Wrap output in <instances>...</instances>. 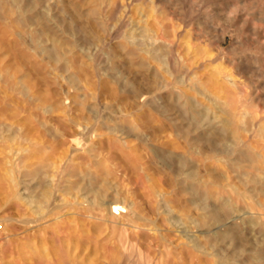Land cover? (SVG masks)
<instances>
[{
    "label": "rangeland",
    "instance_id": "obj_1",
    "mask_svg": "<svg viewBox=\"0 0 264 264\" xmlns=\"http://www.w3.org/2000/svg\"><path fill=\"white\" fill-rule=\"evenodd\" d=\"M16 1L0 0V264H115L123 248L118 242L120 227L110 222L109 203L114 199L125 201L153 222L140 230L130 227L129 232L138 235L144 246L155 247L159 241H166L172 252L170 264H264V122L260 121L264 103L260 104L263 115L255 104H247V114L239 113L231 120L234 102L221 88L232 95L237 88L245 95L249 90L239 79L234 84L227 78L234 74L231 66L219 67L212 52L222 44L229 58L241 56L251 74L246 76L250 85L264 97V21L244 11L238 20L229 16L240 1H246L248 11L257 12L264 8V0ZM164 32L167 38H163ZM152 35L158 42L150 40ZM171 46L177 57H185L184 65L191 70L192 78L189 76L187 82L181 72L171 78V62L166 55ZM98 49L102 55L95 62L91 56ZM23 89L30 97L27 102ZM223 112H228V117L224 118ZM11 125V131L3 130ZM88 130L94 132L83 139L84 145L75 147L73 134H87ZM212 130H237L252 143L253 148H243L252 158L240 161L227 157L226 162H218L215 152H210L208 161L196 159L197 166L186 167L193 149L205 145L198 137L212 134ZM254 131L256 137L249 140ZM218 145L225 150L233 142ZM103 166L109 173L107 184L99 182L103 176L99 168ZM198 169L200 181L212 177L211 183L230 171L231 179L223 186L230 190L229 186L236 185L244 195L235 218L221 222L227 227L237 222L238 238L233 233L225 242L219 241L222 233L212 237L219 223L209 208L214 201L209 202L205 195L200 201L195 199L198 177L192 175ZM95 180L94 193L80 191L82 185ZM96 192L102 194V200ZM160 192L176 210L170 212ZM205 205L207 211L199 210ZM175 218L188 223L183 229H174L171 221L174 223ZM204 219L206 224L200 226ZM184 229L190 231L182 232ZM190 237L200 242L211 238V246L207 245L210 252L201 254L192 249Z\"/></svg>",
    "mask_w": 264,
    "mask_h": 264
},
{
    "label": "bare ground",
    "instance_id": "obj_2",
    "mask_svg": "<svg viewBox=\"0 0 264 264\" xmlns=\"http://www.w3.org/2000/svg\"><path fill=\"white\" fill-rule=\"evenodd\" d=\"M16 1V0H15ZM122 1V0H121ZM128 1V0H127ZM153 3H155V2H158V1H160V0H151ZM166 1V0H165ZM252 1V0H251ZM17 2V1H16ZM135 3V2H134ZM167 3V2H166ZM1 4V3H0ZM29 4V3H28ZM138 4V3H137ZM141 4V3H140ZM145 4V3H144ZM143 4V5H144ZM254 4V3H253ZM118 5V4H117ZM235 5V4H234ZM14 6V5H13ZM16 6V5H15ZM18 6V5H17ZM110 6V5H109ZM149 6V5H148ZM151 6H153V4L151 5ZM150 6V7H151ZM166 6V5H165ZM169 6V5H168ZM263 6V5H262ZM11 7V6H10ZM108 7V6H107ZM124 7V6H123ZM150 7H148V8H150ZM119 8V7H118ZM152 8V7H151ZM150 8V9H151ZM227 8V7H226ZM232 8V7H231ZM156 9H158V8H156ZM230 9V8H229ZM167 10V9H166ZM192 10H194V9H192ZM118 11V10H117ZM153 11V10H152ZM152 11H150V12H152ZM161 11V10H160ZM242 11H244V12H247V15H252V16H254L256 19H258V20H260V21H264V8H261L259 11H257V12H250V11H248V5L246 4V1H240L239 2V5L238 6H236V7H234L230 12H229V16H233L234 17V19H237L238 20V18L239 17H242L241 15L242 14H240V12H242ZM110 12V11H109ZM168 12V11H167ZM223 12V11H222ZM188 13V12H187ZM228 13V12H227ZM11 14V13H10ZM9 14V15H10ZM159 14V13H158ZM160 14H162V12L160 13ZM190 14V13H189ZM227 15V14H226ZM150 16V15H149ZM26 17H28V16H26ZM124 17V16H123ZM148 17V16H147ZM6 18V17H5ZM110 18H112V17H110ZM154 18V17H153ZM172 18V17H171ZM108 19V18H107ZM149 19H150V21H151V17H149ZM149 19H147V21L149 20ZM182 20V19H181ZM225 20V19H224ZM246 20H247V18H246ZM111 21V20H110ZM145 21H146V19H145ZM141 22H142V20H141ZM152 22V21H151ZM204 22V21H203ZM123 23V22H122ZM144 23V22H143ZM145 23H147V22H145ZM149 23V22H148ZM157 23V22H156ZM156 23H154L155 25H156ZM162 23V22H161ZM161 23H158V24H160L161 25ZM195 23V22H194ZM127 24V23H126ZM196 24V23H195ZM121 25V24H120ZM125 25V24H124ZM149 25V24H148ZM150 25H151V23H150ZM163 25V24H162ZM213 25V24H212ZM144 26V25H143ZM124 27V26H123ZM141 27V26H140ZM148 28H150L149 26H147ZM181 27V26H180ZM193 27H194V25H193ZM196 27V26H195ZM236 27H238V26H236ZM253 27H254V25H253ZM126 29H127V27H125ZM153 28H155V31H154V33H156V29H157V31H158V26L157 27H153ZM160 28H161V26H160ZM162 28H163V26H162ZM184 28V27H183ZM198 28V27H197ZM233 28V27H232ZM137 29H138V27H137ZM141 30H142V28H140ZM165 29V28H164ZM163 29V30H164ZM125 30V29H124ZM140 30V31H141ZM144 30V29H143ZM151 30V29H150ZM154 30V29H153ZM152 30V31H153ZM189 30V29H188ZM187 30V31H188ZM134 31V30H133ZM135 31H138V30H135ZM145 31L147 32V30L145 29ZM159 31H161V30H159ZM193 31V30H192ZM240 31V30H239ZM264 31V30H263ZM123 32V31H122ZM143 32V31H142ZM148 32H150V31H148ZM147 32V33H148ZM167 32V31H166ZM175 32V31H174ZM185 32V31H184ZM191 32V31H190ZM190 32H187V34L188 33H190ZM225 32V31H224ZM242 32V31H241ZM140 33V32H139ZM138 33V34H139ZM150 33H152V32H150ZM158 33H160V32H158ZM162 33V32H161ZM169 33V32H168ZM141 34V33H140ZM144 34V33H143ZM166 34V36H167V33H165L164 32V34H163V36ZM225 34V33H224ZM227 34V33H226ZM250 34H251V32H250ZM122 35V34H121ZM148 35V34H147ZM157 35V34H156ZM155 35V36H156ZM160 35V34H159ZM263 35H264V33H263ZM140 36V35H139ZM153 36V35H152ZM155 36H153L154 37V39H152V38H150V40H154V43L155 42H158V41H155V40H157L158 38L157 37H155ZM158 36V35H157ZM166 36H164L163 38H165ZM170 36V33H169V35H168V37ZM180 36V35H179ZM182 36V35H181ZM188 36H190V35H188ZM192 36V35H191ZM256 36V35H255ZM255 36H253V37H255ZM113 37H115V36H113ZM147 37V36H146ZM159 37V36H158ZM202 37V36H201ZM230 37V36H229ZM242 37H244V36H242ZM120 38V37H119ZM155 38H157V39H155ZM167 38V37H166ZM171 38V37H170ZM256 38H257V36H256ZM134 39H136L135 37H134ZM145 39V38H144ZM149 39V38H148ZM147 39V40H148ZM160 39V38H159ZM239 39V38H238ZM242 39V38H241ZM264 39V38H263ZM146 40V39H145ZM172 40V39H171ZM196 40H199V37H197L196 38ZM106 41V40H105ZM144 41V40H143ZM185 41H186V38H185ZM98 42H100L101 44H103L104 42L102 41V40H100V41H98ZM97 42V43H98ZM149 42H151V41H148V43ZM172 42V41H171ZM196 42V41H195ZM198 42V41H197ZM211 42V41H210ZM224 42V41H223ZM262 42H264V41H262ZM110 43V42H109ZM152 43V42H151ZM150 43V44H151ZM153 43V44H154ZM186 43V42H185ZM200 43V42H199ZM144 45H145V43H143ZM177 44V43H176ZM212 44V43H211ZM247 44V43H246ZM142 45V44H141ZM166 45V44H165ZM171 45V44H170ZM187 45V44H186ZM222 45V44H221ZM218 46L216 49H213V51L212 52H214V62H220L219 63V67L220 66H222V65H228V66H231V69H229V70H233V72H234V74L236 75V77H238V78H235V75L233 76L232 74H229V75H227V78L229 79V78H231L232 79V81H233V83L234 84H238L235 80L236 79H239L240 81H239V83L241 84V85H243V86H245V87H247L248 88V90L249 91H247L248 92V94L246 93V95L245 94H243V92H241L240 90L242 89H235L234 90V93H233V95L231 94V93H229L228 92V90L223 86V88H221V92L223 93V95H226V96H228V97H231L232 99H233V102H234V104L233 103H231V101H230V103L232 104V107H233V110H232V112L230 113V115L229 114H227L228 112H223L224 113V118L225 117H228V115H229V117H230V119L231 120H235L236 119V116H238L239 115V113H241V114H243V113H245L246 111L245 110H247L248 109V107H247V104H255V107L256 108H258L260 111L259 112H261V114L263 115V109L262 108H260V104L262 103H264V97L263 96H259L258 94H257V92H255L256 90H253V89H256L254 86H252V85H250V83H249V81L248 80H250V77H246L247 75H251V74H249L250 72H249V70H248V67H247V65H246V63L245 62H243V60L241 61V59H239L240 57H238V58H229L227 55H226V52L224 51V49L222 48V46ZM138 46V45H137ZM148 46H150L149 44H148ZM147 46V47H148ZM158 46V45H157ZM189 46V45H188ZM206 46H211V45H206ZM243 46V45H242ZM98 47H99V45H98ZM139 47V46H138ZM145 47H146V45H145ZM167 48H168V46H166ZM191 47V46H190ZM190 47H188V48H190ZM237 47H238V45H237ZM141 48H143L142 46H141ZM198 48H199V46H198ZM231 48V47H230ZM229 48V49H230ZM235 48V47H234ZM140 49V48H139ZM149 49V48H148ZM165 49V48H164ZM181 49V48H180ZM206 50L208 49V48H205ZM145 50V49H144ZM152 50V49H151ZM205 50V51H206ZM141 51V50H140ZM160 51V50H159ZM167 51H168V49L166 50V55H168V59L170 60V62H171V67H170V69H171V71H170V74H171V78L172 77H175V75L177 74V73H182L184 76H183V81L184 82H187V79H188V77L189 76H191L190 75V69L187 67V66H185L184 64H185V57L183 56V55H179L178 57L176 56L178 53H177V51L175 52V48H174V46H171L170 47V51L168 52V54H167ZM189 51H191V48L189 49ZM204 51V52H205ZM209 52H210V50H208ZM95 53H93L92 54V60H94L95 62H97V61H100L99 59H100V57H101V55H102V53H101V50H96V51H94ZM143 52H145V51H143ZM164 53V52H163ZM175 53H177V54H175ZM183 53V52H182ZM185 53V52H184ZM188 53V51L185 53V54H187ZM199 53H201V51L199 52ZM206 53V52H205ZM205 53H203V55L205 54ZM106 54H108V53H106ZM145 54H146V52H145ZM149 54H150V52H149ZM157 54V53H156ZM202 54V53H201ZM209 54V53H208ZM154 55V54H153ZM165 55V56H166ZM188 55V54H187ZM197 55V54H196ZM202 55V56H203ZM55 56V55H54ZM147 56V55H146ZM159 56V55H158ZM165 56H162V58L163 57H165ZM186 56V55H185ZM207 56V55H206ZM57 57V56H56ZM187 57V56H186ZM195 57V56H194ZM248 57V56H247ZM251 57V56H250ZM153 58H155V57H153ZM188 58V57H187ZM249 58V57H248ZM152 59V58H151ZM161 59V58H160ZM166 59V58H165ZM147 60V59H146ZM154 60V59H153ZM167 60V59H166ZM165 60V61H166ZM256 60V59H255ZM254 60V61H255ZM156 61V60H155ZM158 61H159V57H158ZM196 61V60H195ZM199 61V60H198ZM253 61V60H252ZM258 61V60H257ZM262 61V60H261ZM160 62V61H159ZM162 62V61H161ZM187 62V61H186ZM193 61H191V63H192ZM204 62H205V59H204ZM163 63V62H162ZM166 63V62H165ZM256 63V62H255ZM216 64V63H215ZM164 65V64H163ZM168 65V64H167ZM197 66V65H196ZM215 66V65H214ZM217 66V67H218ZM164 67V66H163ZM252 68H254L253 66H251ZM250 67V68H251ZM192 68V67H191ZM222 68V67H221ZM264 68V67H263ZM159 69V68H158ZM166 69V68H165ZM165 69H163V70H165ZM169 69V70H170ZM203 69H204V67H203ZM214 69H216V68H214ZM213 69V70H214ZM218 70V69H217ZM165 71H167V70H165ZM164 71V72H165ZM164 72H162V74L161 75H164ZM168 72V71H167ZM214 72H217L216 70L214 71ZM220 72V71H219ZM226 72V71H225ZM228 72V71H227ZM229 73V72H228ZM259 73V72H258ZM167 74H169V72L167 73ZM166 73H165V77H166V79L168 78L167 76H169V75H167ZM214 74H212V76H213ZM254 76V75H253ZM194 78L196 77L195 75L193 76ZM198 77H199V75H198ZM213 77H215V75L213 76ZM212 77V78H213ZM177 78V77H176ZM180 78V77H179ZM191 78H192V76H191ZM261 78V77H260ZM169 79H170V76H169ZM172 79H174V78H172ZM189 79H190V77H189ZM218 79H220V78H218ZM217 79V80H218ZM216 80V81H217ZM221 80V79H220ZM220 80H219V82H220ZM222 80H223V78H222ZM182 81V80H181ZM214 81V80H213ZM230 81V80H229ZM258 81V80H257ZM167 82H168V80H167ZM166 82V83H167ZM211 82V81H210ZM225 82H227L226 80H225ZM223 83V82H222ZM200 84V83H199ZM228 85H229V83H227ZM240 84H239V86H240ZM263 85V84H262ZM195 86H196V84H195ZM220 86H222V85H220ZM232 86H234V85H232ZM231 87V86H230ZM242 87V86H241ZM170 88H171V86H170ZM188 88V87H187ZM198 88V87H197ZM211 88V87H210ZM234 88V87H233ZM233 88H232V92H233ZM261 88H262V86H261ZM190 89V88H189ZM193 89V88H192ZM191 89V90H192ZM199 89V88H198ZM212 89H213V87H212ZM196 90V94L198 93V91H197V89H195ZM199 90H201V93H203L202 92V89H199ZM214 90V89H213ZM258 90V89H257ZM22 92H23V95H24V98H25V101L27 102V100L30 98L29 97V95H28V92L25 90V89H23L22 90ZM200 92V91H199ZM201 93H199V94H201ZM206 93V92H205ZM213 93H216V91L214 90L213 91ZM218 93V92H217ZM260 93V92H259ZM191 94V93H190ZM198 95V94H197ZM218 95H219V93H218ZM217 95V96H218ZM222 95V94H221ZM195 96V95H194ZM202 95H200V96H198V97H201ZM208 96V95H207ZM213 96H214V94H213ZM202 97H205V94L203 93V96ZM215 97V96H214ZM213 97V98H214ZM194 98V97H193ZM208 98V97H207ZM209 98H210V96H209ZM216 98V97H215ZM227 98V97H226ZM197 99V98H196ZM199 99V98H198ZM201 99V98H200ZM224 99H225V97L223 96V101H224ZM226 100V99H225ZM229 100V99H228ZM192 101H193V99H192ZM204 101H207V99L206 100H204ZM211 101V100H210ZM213 102V101H212ZM229 102V101H228ZM186 103V102H185ZM215 103V102H214ZM220 103L222 104V103H224V102H222V99H221V101H220ZM226 103V102H225ZM204 104V103H203ZM211 104V103H210ZM228 104V103H227ZM227 104H225V106L227 105ZM257 104V105H256ZM191 105H193V103L191 104ZM196 105H198V104H196ZM205 105V104H204ZM215 105V104H214ZM228 105H230V104H228ZM216 106V105H215ZM220 106H223V105H220ZM263 106V105H262ZM194 107V106H193ZM212 107V106H211ZM224 107V106H223ZM228 107V106H227ZM226 107V108H227ZM199 108V107H198ZM214 109H216V107H213ZM222 108V107H221ZM225 108V107H224ZM204 110H205V108H203ZM220 109V108H219ZM187 111V110H186ZM201 111H202V108H201ZM213 111V110H212ZM225 111V110H224ZM254 110H252V112H253ZM190 112V111H189ZM203 112V111H202ZM247 112H251V111H247ZM198 113V112H197ZM200 113V112H199ZM207 113V112H206ZM212 113V112H211ZM223 113H221V114H223ZM217 114H218V112H217ZM220 114V113H219ZM218 114V115H219ZM225 114H227V115H225ZM245 114H247V113H245ZM260 114V113H259ZM191 115H192V113H191ZM207 115V114H206ZM215 115V114H214ZM213 115V116H214ZM249 115V114H248ZM251 116V115H250ZM257 116H258V113H257ZM205 117V116H204ZM218 117H221L222 118V116L220 115V116H218ZM241 118L243 117V116H240ZM239 117V118H240ZM186 118V117H185ZM194 118V117H193ZM220 118V119H221ZM229 119V118H228ZM189 120V119H188ZM213 121L215 120V119H212ZM218 119H216V121H217ZM243 120V119H242ZM260 121L261 122H264V117L262 116L261 118H260ZM183 122H184V120H183ZM210 122V121H209ZM219 122H221V121H218V124H220L221 125V123H219ZM229 122V121H228ZM258 122V121H257ZM195 123V122H194ZM198 123V122H197ZM203 123V122H202ZM217 124V123H216ZM245 124V123H244ZM253 124V123H252ZM260 124V123H259ZM48 125V124H47ZM199 125V124H198ZM213 125V124H212ZM223 125H224V121H223ZM227 125V124H226ZM228 125L229 126H232L231 125V123H228ZM262 125H264L263 123H262ZM202 126V125H201ZM217 126V125H216ZM238 126V125H237ZM257 125L255 124V127H256ZM259 126H261V125H259ZM258 126V127H259ZM189 127V125L187 126V128ZM212 127V126H211ZM214 127V126H213ZM212 127V128H213ZM226 127V126H225ZM239 127H241V126H239ZM252 127H254L253 125H252ZM254 127V128H255ZM14 128V125H11V128L9 129L7 126H4V131H11L12 129ZM218 128V127H217ZM216 128V129H217ZM262 128V127H261ZM193 129V128H192ZM215 129V128H214ZM213 129V130H214ZM248 129V128H247ZM251 130H252V128H250ZM257 129L258 128H255V130L257 131ZM95 130V129H94ZM94 130H88L87 131V134H83V133H76V134H73V136H72V143L74 144V146L75 147H77V145H79V144H83L84 145V141H83V139L84 138H86L87 136H89L91 133H93L94 132ZM212 130V131H213ZM220 130V129H219ZM230 130V129H229ZM193 131H195V130H193ZM198 131V130H197ZM215 131V130H214ZM214 131L212 132V134H207V133H202L198 138H199V140L200 141H202V142H204L203 144H205L202 148H198L197 150H194L193 149V151L191 152V151H189V152H191L190 154H191V156L190 157H188L189 159H188V162L186 163V167H190V169L191 168H194L195 167V165H196V159H198V161H201L202 163L203 162H205L206 160L208 161V159L209 158H211V156L209 155V153L210 152H215L214 154H215V159L217 158V161L218 162H223L224 161V159H226L227 157L229 158V159H233V157H236V159H238V160H247V158H252V156H250L249 154H244V150H243V148L244 147H251L252 146V143L250 142V141H247V140H245L241 135H240V133L237 131V130H231V132H227V133H220L218 130V132L216 131L215 133H214ZM222 131V130H221ZM227 131V130H226ZM256 131H254V133L253 134H250L248 137H249V140L250 139H252L253 137H256V135H254L255 134V132ZM258 132H261V130L260 131H258ZM210 133V132H209ZM178 134V133H177ZM248 134V133H247ZM190 135V134H189ZM188 135V136H189ZM206 136V137H205ZM90 137V136H89ZM88 137V138H89ZM261 138H263L262 137V135L260 136ZM260 137H259V139H260ZM195 138V137H194ZM246 139H247V137H246ZM264 139V138H263ZM262 139V140H263ZM232 140V142H233V146H229L227 149H225V150H220V149H218V144L219 143H221L222 141H231ZM258 140V139H257ZM193 141V140H192ZM198 141V140H197ZM260 141V140H259ZM85 142H86V140H85ZM256 142V141H255ZM199 143V142H198ZM261 143H263L262 141H261ZM225 144V143H224ZM185 145V144H184ZM192 145V144H191ZM200 145V144H199ZM263 145V144H262ZM202 146V145H201ZM198 147V146H197ZM227 147V146H226ZM234 147V148H233ZM260 147V146H259ZM186 148H188V147H186ZM252 148H253V146H252ZM233 149V150H232ZM251 149V148H250ZM255 149V148H254ZM253 149V150H254ZM191 150V149H190ZM259 150V149H258ZM25 151H28V149H26V150H24V152ZM239 151V153L241 154L242 153V155H240V156H237V152ZM254 152V151H253ZM259 152V151H258ZM262 152V151H261ZM188 153V152H187ZM247 153H249V152H247ZM258 154V153H257ZM195 156H197V158L195 157ZM258 156H260V154L258 155ZM219 157H220V159H219ZM257 157V156H256ZM235 159V160H236ZM258 159V158H257ZM256 159V160H257ZM182 160H185V159H182ZM228 160V159H227ZM259 160H261V159H259ZM73 162V161H72ZM224 162H226V161H224ZM239 162V161H238ZM231 163V162H230ZM263 163V162H262ZM261 163V164H262ZM14 164V163H13ZM201 164V163H200ZM242 164V163H241ZM257 164H259L258 162H257ZM17 165V164H16ZM19 165V164H18ZM219 166H221L220 165V163L218 164ZM233 165V164H232ZM260 165V164H259ZM263 165V164H262ZM20 166V165H19ZM111 166V165H110ZM113 166V165H112ZM115 166V165H114ZM194 166V167H193ZM197 166V165H196ZM207 166H208V164H207ZM230 166V165H229ZM18 167V166H17ZM98 167V166H97ZM19 168V167H18ZM54 168V167H53ZM230 168V167H229ZM258 168V167H257ZM106 169V167L105 166H103V167H100L99 168V172H103V176H101L100 177V181L99 182H103V183H105V184H107L108 183V176H109V173L105 170ZM186 169V168H185ZM218 169V168H217ZM224 170H225V168H224ZM240 170V169H239ZM244 170V169H243ZM255 170V169H254ZM55 171V170H54ZM96 171H97V169H96ZM200 170L198 169V171H196L195 173H193V175H192V178H195V179H197V177H198V184L197 185H195L196 186V189H194V190H196V194H195V199H197V200H199V198L200 197H202L203 195H205V197L207 198V200L210 202V201H214V204H209V208L210 207H212V209L210 210L211 211V213H213L214 215H215V218H216V222H218L219 223V225H217L216 227H217V231L212 235V237L213 236H217L218 234H221L222 233V236H221V239H219V241H221V242H225L229 237H230V233H233V234H235V237L236 238H238L239 237V235H238V233H239V231L238 230H236V229H238V228H236L237 227V225H238V223L236 222L234 225H231L230 227H227L226 226V224L225 223H221L222 222V220H223V218H225V219H234L235 217V214H236V211H237V205L240 203V201H242L241 199L244 197V195L242 194V193H240L239 191H240V189H239V187L238 186H229V187H231V188H229L230 190H227V188H225L226 186H223V182H225V181H228V180H230L231 179V176H230V171H229V173H226V174H219L218 175V178H217V180L216 181H214V182H208L209 181V179H212V177L211 178H209L208 179V181H207V179H206V181L204 180V181H202V179H201V181H200V179H199V174H198V172H199ZM249 172H251V170L249 171ZM257 172V171H256ZM264 172V171H263ZM248 174H250V173H247L246 175H248ZM259 174H260V171H259ZM262 174V173H261ZM264 174V173H263ZM72 175L73 176H75L74 175V173H72ZM76 176H78V175H76ZM190 176V175H189ZM249 176V175H248ZM203 177V176H202ZM242 177V176H241ZM244 177V176H243ZM246 177V176H245ZM244 177V178H245ZM191 178V179H192ZM257 178V177H256ZM236 179V178H235ZM245 180V179H244ZM242 181V180H241ZM256 181L258 182V180L256 179ZM73 183V182H72ZM245 184H246V182H244ZM243 183V184H244ZM77 184V183H76ZM83 184V183H82ZM95 184H98V181L97 180H95V181H91L90 182V184H85L84 186L82 185V188H80V191H82V192H84V193H90L91 194V192L92 193H94L95 192ZM244 184V185H245ZM247 185V184H246ZM251 185V184H250ZM72 187V186H71ZM107 187V186H106ZM114 187V186H113ZM52 188V187H51ZM99 188V187H98ZM110 189V187L108 186L107 187V189ZM195 188V187H194ZM65 189V188H64ZM67 189V188H66ZM77 190H78V188H76ZM190 189V188H189ZM188 189V190H189ZM70 190V189H69ZM68 190V191H69ZM104 190V189H103ZM103 190H101L102 192H103ZM192 190H193V188H192ZM72 191V190H71ZM79 191V190H78ZM79 191V192H80ZM158 191V190H157ZM160 191H161V189H160ZM189 191H191V190H189ZM253 191V190H252ZM73 192V191H72ZM159 192V191H158ZM195 192V191H194ZM193 192V193H194ZM70 194H71V192H69ZM68 192L66 193V194H69ZM118 193V192H117ZM172 193V192H171ZM53 194V193H52ZM95 194H97V198L98 199H101L102 200V194L101 193H99V192H96ZM50 195V194H49ZM54 195V194H53ZM72 195H74V194H72ZM119 195V194H118ZM117 194H116V196H118ZM249 195V194H248ZM75 196H76V194H75ZM159 196L163 199L162 201H165V203L169 206V208H170V212H173L174 210H176L175 208H173L174 206H172L173 204H171L172 202H170V200H169V198H167L166 197V194H163L162 192H160V194H159ZM167 196H168V194H167ZM86 198H87V195L85 196ZM72 198H73V196H72ZM95 198V200H96V197H94ZM122 198H124V197H122ZM246 198V197H245ZM65 199V198H64ZM84 199V198H83ZM90 199V198H89ZM125 199H127V197L125 198ZM47 200V199H46ZM51 200V199H50ZM93 200V199H92ZM127 200H130V198L129 199H127ZM196 200V201H197ZM243 200H244V198H243ZM65 201V200H64ZM69 201V200H68ZM194 201V200H193ZM200 201V200H199ZM92 202V201H91ZM129 202V201H128ZM135 202V201H134ZM249 202H250V200H249ZM251 202H252V200H251ZM35 203H36V201H35ZM93 203V202H92ZM160 203V202H159ZM158 203V204H159ZM164 203V204H165ZM102 204V203H101ZM202 204H203V202H202ZM252 204L253 203H251L250 205L252 206ZM255 204V203H254ZM87 205V204H86ZM204 205V204H203ZM213 205V206H212ZM249 205V207H251ZM55 206V205H54ZM89 206H93V204L92 205H89ZM133 206V205H132ZM164 206V205H163ZM166 206V205H165ZM207 205H205V207H199V210L200 209H202V210H206L207 211V207H206ZM256 206V205H255ZM38 207V206H37ZM87 207V206H86ZM100 207H101V205H100ZM167 207V206H166ZM230 207V210L228 209ZM247 208H248V206H247ZM253 208V207H252ZM57 209V208H56ZM99 209V208H98ZM107 209V208H106ZM167 209V208H166ZM50 210V209H49ZM54 210V209H53ZM86 210V209H85ZM89 209H87V211H88ZM109 214H110V222L112 223V224H114V226H118V227H120V231H119V240H118V242L120 243V247H122L123 248V252H122V254H121V258L120 259H118V261L115 263V264H170V261H171V258H170V255H171V250H170V248H169V245L166 243V241L164 242V241H159L158 242V245H156L155 247H152L151 245H147V246H144L143 244H142V242L140 241V237H138V235L137 236H134V235H132L130 232H129V228L130 227H133L134 229H143L144 227H147V226H149V224H153V222H150L149 220H147V219H145V218H143L142 216H140L138 213H136L133 209H132V207H129V205H128V203L126 204V202L125 201H122V200H120V199H114L113 201H110V203H109ZM103 211V210H102ZM166 211V210H165ZM181 211V210H180ZM248 211H251V210H249V208H248ZM253 211V210H252ZM89 212V211H88ZM168 212V211H167ZM254 212V211H253ZM253 212H250V213H252V214H254ZM258 212V211H257ZM97 213V212H96ZM105 213V212H104ZM256 213V212H255ZM99 214H102L101 212H99ZM208 214V213H207ZM247 214V213H246ZM261 214V213H260ZM97 215V214H96ZM253 216V215H252ZM91 217H92V215H91ZM102 217H103V215H102ZM102 217H101V219H102ZM184 217V216H183ZM204 218H207V216L205 215V217ZM90 219V218H89ZM177 218H175V220H176ZM184 219V218H183ZM140 220L141 221H144V225H141L139 222H140ZM173 220V219H172ZM177 221H179L178 219L176 220V221H174V223H173V221H171L172 223V225L173 226H175L174 227V229L175 228H177V229H179V228H182V225H184V224H186V223H188V222H186V221H182L181 223H179V222H177ZM203 222H204V224L202 223V222H200L201 223V225L200 226H203V225H205L206 224V221H205V219L204 220H202ZM232 221V220H231ZM104 222V221H103ZM176 222V223H175ZM248 222V221H247ZM178 223H179V225H178ZM194 223H195V220H194ZM250 223V222H249ZM248 223V224H249ZM155 224V223H154ZM187 225V224H186ZM195 225V224H194ZM244 225V224H243ZM155 226V225H154ZM184 227V226H183ZM215 227V228H216ZM132 228V229H133ZM147 229H149V228H147ZM183 229V228H182ZM188 229V228H187ZM244 229V228H243ZM152 230H154V228H151L150 229V231H152ZM155 230H157V228L155 229ZM186 229H184V230H182V232H186V231H190V230H186ZM245 230V229H244ZM137 231V230H136ZM247 231V230H246ZM154 232V231H153ZM241 232V231H240ZM89 233V232H88ZM242 233V232H241ZM161 236V235H160ZM164 238V237H163ZM162 238V239H163ZM218 238V237H217ZM216 238V239H217ZM207 239V242H200L199 240H197V239H192L191 237L189 238V244H191V248L192 249H195V250H197V252H199V253H201V254H206V251L207 252H210L209 250H208V247L209 246H211L210 244V240L209 239H211V238H206ZM242 240H243V238H241ZM214 240V239H213ZM236 241V240H235ZM241 241V240H240ZM214 242H216V240L214 241ZM230 242H232V241H230ZM217 243H218V241H217ZM239 243V242H238ZM229 244V243H228ZM207 245H209L208 247H207ZM217 245V244H216ZM212 246H214V243H213V245ZM230 246V245H229ZM227 247V246H226ZM213 248H215V246L213 247ZM237 249V248H236ZM211 250H212V248H211ZM224 250V249H223ZM240 250H242V249H240ZM216 251V250H215ZM215 251H214V253H215ZM228 251V250H227ZM261 251V250H260ZM121 252V251H120ZM233 252V251H232ZM243 252V251H242ZM219 253V252H218ZM218 253L216 254V255H218ZM224 254V253H223ZM241 254V253H240ZM240 254H239V256H240ZM263 254H264V252H263ZM215 255V254H214ZM215 255V256H216ZM221 256H222V254H220ZM234 255V254H233ZM232 255V256H233ZM242 257V256H241ZM223 258H225L224 257V255H223ZM221 259V258H220ZM227 258H225L224 260H226ZM231 260V259H230ZM251 260V259H250ZM235 261V260H234ZM230 262V261H229ZM242 262V261H241ZM216 263H217V261H216ZM239 263V262H238ZM217 264H219V263H217ZM220 264H226L225 262L224 263H222V262H220ZM247 264V263H246Z\"/></svg>",
    "mask_w": 264,
    "mask_h": 264
}]
</instances>
